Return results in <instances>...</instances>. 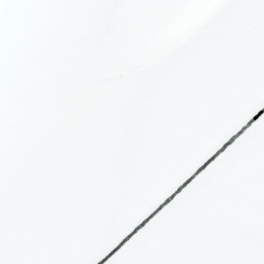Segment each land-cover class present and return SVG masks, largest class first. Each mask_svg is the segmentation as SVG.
Listing matches in <instances>:
<instances>
[{
	"label": "snow or ice",
	"instance_id": "snow-or-ice-1",
	"mask_svg": "<svg viewBox=\"0 0 264 264\" xmlns=\"http://www.w3.org/2000/svg\"><path fill=\"white\" fill-rule=\"evenodd\" d=\"M0 264H264V0H0Z\"/></svg>",
	"mask_w": 264,
	"mask_h": 264
}]
</instances>
